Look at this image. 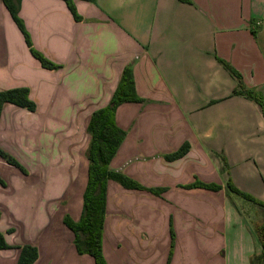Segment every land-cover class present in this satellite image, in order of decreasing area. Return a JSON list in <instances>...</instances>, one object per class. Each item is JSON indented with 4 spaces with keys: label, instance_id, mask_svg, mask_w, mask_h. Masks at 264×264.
<instances>
[{
    "label": "crops",
    "instance_id": "obj_1",
    "mask_svg": "<svg viewBox=\"0 0 264 264\" xmlns=\"http://www.w3.org/2000/svg\"><path fill=\"white\" fill-rule=\"evenodd\" d=\"M73 2L81 20L65 0L18 1L33 47L61 65L48 69L0 0V90L26 86L36 104L0 113V148L26 169L0 156V231L12 246L0 264H16L24 244L37 248L32 264H95L63 217L80 216L87 124L125 67L141 100L115 109L125 135L110 167L143 188L107 181L106 263L250 264L262 215L239 210L227 182L264 185V113L232 93L236 79L218 58L264 97V0ZM184 143V155L165 157ZM195 180L221 187L185 186Z\"/></svg>",
    "mask_w": 264,
    "mask_h": 264
},
{
    "label": "trees",
    "instance_id": "obj_2",
    "mask_svg": "<svg viewBox=\"0 0 264 264\" xmlns=\"http://www.w3.org/2000/svg\"><path fill=\"white\" fill-rule=\"evenodd\" d=\"M13 20L22 31L25 42L30 52L35 56L40 64L48 69H56L61 65L47 58L41 51L32 45L29 32L26 30L23 20L18 15L19 0H2ZM73 17L81 20L82 17L76 11L73 0H65ZM190 2V0H181ZM219 62L236 79V86L232 93L244 95L257 102L264 113V97L258 91L247 88L242 82V76L228 61L218 58ZM141 98L136 95L134 81L130 68L123 69L121 78L112 94L109 103L99 107L90 115L87 131L90 135L88 147L85 155L88 160L87 180L83 191L82 209L80 216L74 220L69 214L63 217V223L74 233V244L79 253H88L94 259L95 264H107L102 252V232L103 220L105 217L106 185L109 179L119 182L128 188H143V186L121 171L110 167V161L115 154L119 144L124 138L125 131L118 126L115 121L116 107L125 101H139ZM5 103H12L29 111L36 109L35 102L29 97V89L26 86H19L0 90V113ZM188 143L182 144L177 150L166 154L168 160H172L184 155L188 150ZM0 156L6 162L19 168L26 173V169L11 154L0 148ZM0 184L5 185V181L0 176ZM185 186H200L210 189H219L221 186L214 182H202L195 180ZM229 190L252 201L264 208V201L254 197L250 193L235 187L230 181L227 182ZM154 193H159L162 188H148ZM255 229L260 241V252L254 254L250 259V264H264V216L255 223ZM12 246L7 242L5 235L0 231V249H8ZM20 252L16 264H32L37 258V248L31 244L19 246Z\"/></svg>",
    "mask_w": 264,
    "mask_h": 264
},
{
    "label": "rangeland",
    "instance_id": "obj_3",
    "mask_svg": "<svg viewBox=\"0 0 264 264\" xmlns=\"http://www.w3.org/2000/svg\"><path fill=\"white\" fill-rule=\"evenodd\" d=\"M257 187H259L260 191L258 189H256ZM261 187V188H260ZM250 191L248 190H244L248 193H250L251 195H253L254 197L264 201V185L261 186H250L249 187ZM241 190V189H240ZM253 192V193H251ZM233 199L235 204L238 206V209L241 210L243 213H245L248 216H252V215H257L255 213V211L258 213H261L262 216H264V208L260 207L259 205L253 203L252 201L238 195V194H234L233 195Z\"/></svg>",
    "mask_w": 264,
    "mask_h": 264
}]
</instances>
